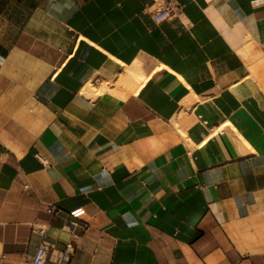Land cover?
I'll return each instance as SVG.
<instances>
[{
    "label": "crops",
    "instance_id": "0c3cea01",
    "mask_svg": "<svg viewBox=\"0 0 264 264\" xmlns=\"http://www.w3.org/2000/svg\"><path fill=\"white\" fill-rule=\"evenodd\" d=\"M173 2L0 0V264H264V0Z\"/></svg>",
    "mask_w": 264,
    "mask_h": 264
},
{
    "label": "built area",
    "instance_id": "2783aa9c",
    "mask_svg": "<svg viewBox=\"0 0 264 264\" xmlns=\"http://www.w3.org/2000/svg\"><path fill=\"white\" fill-rule=\"evenodd\" d=\"M178 7L173 2V0H158V3L152 13V18L155 22L162 21L164 19L169 18ZM47 212L57 211V208L54 205L46 206ZM75 225V223H72ZM47 255V246L40 245L37 247L36 252L32 256L30 264H45V257ZM1 263V261H0Z\"/></svg>",
    "mask_w": 264,
    "mask_h": 264
},
{
    "label": "bare ground",
    "instance_id": "6f19581e",
    "mask_svg": "<svg viewBox=\"0 0 264 264\" xmlns=\"http://www.w3.org/2000/svg\"><path fill=\"white\" fill-rule=\"evenodd\" d=\"M85 75H86V74H85ZM151 100H153V99H151ZM151 100H150V101H151ZM160 106H161V105H160ZM215 129H216V128H215ZM208 136H209V135H208ZM206 139H207V136H206ZM206 139H204V140H206ZM188 142H189V141H188ZM207 143H208V142H207ZM201 148H202V146H201ZM240 151H241V150H240ZM240 151H239V152H240ZM204 152H205V151H203V153H204ZM242 152H243V151H242ZM246 152H247V151H246ZM205 153H206V152H205ZM243 153H245V151H244ZM246 154H247V153H246ZM218 159H219V158H218ZM219 161H220V160H219Z\"/></svg>",
    "mask_w": 264,
    "mask_h": 264
},
{
    "label": "rangeland",
    "instance_id": "374dc122",
    "mask_svg": "<svg viewBox=\"0 0 264 264\" xmlns=\"http://www.w3.org/2000/svg\"><path fill=\"white\" fill-rule=\"evenodd\" d=\"M89 84H91V82L90 81H87Z\"/></svg>",
    "mask_w": 264,
    "mask_h": 264
}]
</instances>
